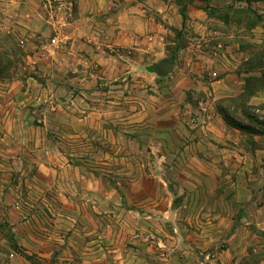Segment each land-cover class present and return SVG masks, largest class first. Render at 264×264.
Masks as SVG:
<instances>
[{
	"label": "rangeland",
	"instance_id": "rangeland-1",
	"mask_svg": "<svg viewBox=\"0 0 264 264\" xmlns=\"http://www.w3.org/2000/svg\"><path fill=\"white\" fill-rule=\"evenodd\" d=\"M17 2L23 3L22 0ZM176 2L182 6L188 1ZM197 2L205 12L203 17L209 33L202 47L210 50L217 42L234 43L228 52L239 59L240 68L250 71L247 75L254 77V80L249 77L246 85H264V0ZM30 4L27 9L19 6L9 13L0 11V99L3 102L13 99L10 116L15 117L14 123L0 121V264H118V260L122 261L120 264H197V260L203 264H264V230L261 224H245V219L241 218L242 205H239L238 221L219 234H188L183 226L174 224L171 218L174 209L178 212L182 208H199V203L194 206L193 202H183L182 187L174 185L176 172L158 168L156 176L150 175L148 170L134 168L135 160L117 152L119 146L132 151L135 145L120 134L118 118L123 113L117 90L124 89L130 96L126 103L130 112L134 107V90L144 87L120 88L116 85L119 82L116 74H111L109 80L114 85H95L93 76L99 74L97 59L89 55L88 42L78 34L87 26L81 21L74 23L72 0H31ZM168 37L171 36L168 34ZM187 41L184 35L175 43L171 38L158 49L159 53L152 54L145 62L175 55L174 63L182 65L184 60L179 48ZM95 51L103 54L97 46ZM118 52L123 51L116 47L112 50V53ZM146 63V68L151 67ZM114 71L113 68L112 73ZM99 75L97 80L105 81L103 74ZM142 81L149 83L145 78ZM242 84V81L237 83ZM19 85H42L44 90L37 93L41 101L37 102L34 91L31 99L22 94ZM56 85H69L71 90L61 88L55 96ZM135 96L147 99L140 91ZM242 96L234 98L232 103L236 104ZM59 97L71 108H63ZM141 103V106L149 104ZM236 107L228 108L233 116L240 114ZM67 112L77 114V118ZM45 114L47 131L51 134L48 139L30 132L24 124L28 116L36 122L38 115ZM19 118L23 122L17 121ZM103 119L108 122L102 124ZM145 123L143 133L155 125L149 117ZM260 127L264 129V121ZM70 130L77 131V135L66 136ZM142 137L148 147L150 139ZM55 144L68 151L66 156L72 160L80 161L89 153L87 156L93 163L88 165L95 191L87 207L90 215L79 216L80 222L74 219L79 226L63 215L84 214L82 198L68 202L60 192L67 185H73L69 179H82L85 170L64 169L63 166L54 169L60 165V156L47 151L45 146L52 145L50 150L53 151ZM71 148H76L77 153L70 152L74 151ZM140 160L137 162L145 164L147 158L143 156ZM171 164L167 162L168 166ZM223 173L225 178L231 173L235 175V171ZM160 176L165 178L166 187ZM179 176L184 174L179 173ZM65 181L66 186H61ZM227 188L221 189L226 197ZM120 208L139 211L142 214L139 222L149 223L153 236L142 227L135 230L139 232L136 239L133 232L136 218L124 210H121V221L126 228L120 230L117 225L109 231L106 224L118 223ZM222 211L229 215L228 203L223 204ZM150 213L156 218L145 217ZM236 225H243L242 230L236 231ZM10 231L12 239L7 237ZM106 247L117 249L114 254L118 257H109ZM211 258L216 260L212 262Z\"/></svg>",
	"mask_w": 264,
	"mask_h": 264
},
{
	"label": "crops",
	"instance_id": "crops-1",
	"mask_svg": "<svg viewBox=\"0 0 264 264\" xmlns=\"http://www.w3.org/2000/svg\"><path fill=\"white\" fill-rule=\"evenodd\" d=\"M30 1L22 0L23 3L20 4L17 0H0V11L9 13L14 8L17 10L19 6L27 9L31 6ZM176 1L178 0H72L75 10L74 23L81 21L87 26V29L81 33L78 31V34L88 42L89 55L97 59L98 72L105 77L102 78L105 81H98L97 78L101 76L98 73L93 76L95 85H109L111 74H116L119 78L116 85L121 86L120 88L127 85L144 87L143 90L138 88L134 90V107L130 112L127 111L126 105L130 96L124 93V89L117 90L119 108L123 113L118 118L120 134L135 143L132 151L125 146H119L117 152L122 154V157L135 160L134 168L148 170L150 175L156 176L158 168L176 172L174 185L182 187L183 202H193L194 206L199 203V208H182L178 212L174 209L171 213L174 224L183 226L188 234L221 233L238 221L239 205L243 207L244 214L241 218L245 219V224L251 222L258 226L261 224L260 228L264 230V129H261L259 123L264 121V85H246V80L250 77L247 73L250 71L245 72L240 68L239 59L228 52L234 43L217 42L210 50L203 48L209 36L206 31V19L203 17L205 12L198 6L197 0H193L185 3L183 17L181 5ZM87 5L89 7H86ZM168 34L171 37H168ZM182 35L188 38L187 44L179 48L184 60L182 65L174 63V67L167 74L157 75L153 71V65L157 61L146 63L145 60L152 54L159 53L158 49L164 42L172 38V43H175ZM95 46L99 47L103 54L97 53ZM115 47L123 52L112 53ZM235 59L237 60L234 61ZM145 63L151 67L146 68ZM113 68L115 71L112 73ZM142 78L149 83L143 82ZM250 78L254 80L253 76ZM240 81L243 84L237 85ZM64 87L71 90L69 85H56L55 96L59 94L58 90ZM19 89L30 99L33 91L36 92L37 102L41 101L37 93L38 90L41 92L44 90L42 85L36 87L19 85ZM139 91L147 95L148 102L145 98L140 100L139 96H135ZM239 96H242L241 99L233 104L234 98ZM57 99L63 103V108L70 107L67 103L65 105L62 98ZM141 102L149 104L141 106ZM230 104L232 106H229ZM236 105L240 114L233 116L228 112V108L233 109ZM0 107L2 108L0 121L14 123L15 117L10 116L13 99L4 102L0 99ZM71 113L66 114L77 118V114ZM148 117L155 125L149 128L147 133H143L141 130ZM227 117L253 129L234 126ZM24 120L30 132L41 134L46 139L51 136L46 127V114L38 115L36 122L39 124H35L30 116ZM17 121L23 122L20 118ZM107 122V119L101 121L102 124ZM76 133L77 131L70 130L66 132V136L74 137ZM142 136L150 139L148 147L143 143ZM52 147L45 146L47 151L60 156V165L54 166V169L63 166L66 167L64 169L85 170L82 179H69L73 185L66 186L68 180L62 182L61 186L66 187L60 192L68 202L82 198L80 203L85 205L84 214L63 215L65 218H71L73 224L79 226L78 222L81 221L79 216L90 215L87 207L95 192L93 178L91 179L93 173L88 169V165L93 164L92 160L88 157L89 153H85L86 156L80 161L72 160L66 156L68 151L59 148L57 144L53 151L50 150ZM71 150L74 151L70 152L77 153L76 148ZM143 156L147 158L146 163H138L137 160ZM167 162L172 164L168 166ZM128 165L132 166L129 162ZM227 170L235 171V175L231 173L225 178L223 172ZM179 173L184 176H179ZM159 179L166 187L165 178L160 176ZM68 187L74 188V191H69ZM226 187L228 197L221 192V189ZM224 203L229 205V215L222 211ZM121 210L131 212L135 216L133 225L135 238L139 236V232L136 233L135 230L142 227L153 236L149 223L143 225L139 222L138 219L142 217L139 211L122 208L117 213L118 223L106 224L109 231L117 225L120 230L126 228L121 221L123 218ZM145 217H150L151 220L156 218L155 214L151 213ZM76 218L78 222L74 220ZM179 218L180 221L176 220ZM194 223L196 224L193 225ZM242 226L236 225L235 230H242ZM188 246L190 247V244ZM106 249L109 257L118 255L114 254L117 249L112 247ZM214 260L216 258H211L212 262ZM108 262L110 263L109 259ZM121 262L117 261L118 264ZM197 264L203 262L197 260Z\"/></svg>",
	"mask_w": 264,
	"mask_h": 264
},
{
	"label": "water",
	"instance_id": "water-1",
	"mask_svg": "<svg viewBox=\"0 0 264 264\" xmlns=\"http://www.w3.org/2000/svg\"><path fill=\"white\" fill-rule=\"evenodd\" d=\"M174 67V62L168 58V57H163L160 60H158L154 65H153V71L159 75L163 76L167 74L171 69Z\"/></svg>",
	"mask_w": 264,
	"mask_h": 264
},
{
	"label": "trees",
	"instance_id": "trees-1",
	"mask_svg": "<svg viewBox=\"0 0 264 264\" xmlns=\"http://www.w3.org/2000/svg\"><path fill=\"white\" fill-rule=\"evenodd\" d=\"M188 2H191L192 0H187ZM186 3V2H185ZM185 3H184V5H182L181 6V13H182V15H183V17L185 16V14H184V8H185ZM170 59L172 60V61H174L175 60V55H171L170 56ZM252 80V79H251ZM228 118V117H227ZM228 120H229V122H231V124H233L234 126H237V127H239V128H242V129H250V130H252L253 129V127H251V126H248V125H244V124H242L241 122H239V121H236L235 119H230V118H228ZM262 123H263V121H261ZM260 121H259V123L262 125V123H261ZM7 237H8V239H12L13 238V233L10 231L9 232V234H7ZM13 246L14 247H16V243L13 241Z\"/></svg>",
	"mask_w": 264,
	"mask_h": 264
}]
</instances>
